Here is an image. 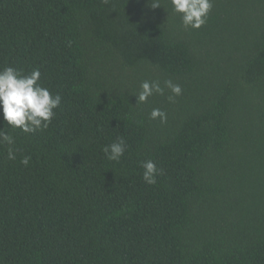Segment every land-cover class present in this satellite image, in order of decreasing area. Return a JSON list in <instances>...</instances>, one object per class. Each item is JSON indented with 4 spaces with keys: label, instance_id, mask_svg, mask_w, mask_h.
<instances>
[{
    "label": "trees",
    "instance_id": "obj_1",
    "mask_svg": "<svg viewBox=\"0 0 264 264\" xmlns=\"http://www.w3.org/2000/svg\"><path fill=\"white\" fill-rule=\"evenodd\" d=\"M151 3L0 0V68L62 97L35 133L0 114V264H264V0H212L199 29ZM145 80L182 93L136 103Z\"/></svg>",
    "mask_w": 264,
    "mask_h": 264
},
{
    "label": "clouds",
    "instance_id": "obj_2",
    "mask_svg": "<svg viewBox=\"0 0 264 264\" xmlns=\"http://www.w3.org/2000/svg\"><path fill=\"white\" fill-rule=\"evenodd\" d=\"M106 2V0H105ZM172 11L181 14V21L185 28L199 29L207 20L212 9V0H169ZM160 0H152L153 9L160 7ZM41 72L38 68L28 74L12 66L0 68V114L6 122V126L12 129H19L23 133H35L47 129L56 115L55 109L60 104L62 97L59 93L53 94L49 88L42 85ZM165 88L170 90L168 96L170 102L181 95L182 89L171 80L164 81V87L159 81H143L140 91L136 95V103H145L154 94L164 95ZM150 119H159L162 123L167 121V114L159 108H153ZM5 128H0V144L7 146V158L15 160V149L13 147L14 137ZM124 139L105 145L102 151L107 159L119 161L125 152ZM29 157H24L21 163L28 165ZM143 169L142 178L148 185L156 183V176L159 170L152 160L140 163Z\"/></svg>",
    "mask_w": 264,
    "mask_h": 264
}]
</instances>
